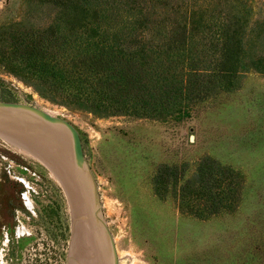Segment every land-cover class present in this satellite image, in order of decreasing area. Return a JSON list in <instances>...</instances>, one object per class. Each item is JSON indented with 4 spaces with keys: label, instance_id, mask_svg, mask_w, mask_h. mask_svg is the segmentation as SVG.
<instances>
[{
    "label": "rangeland",
    "instance_id": "1",
    "mask_svg": "<svg viewBox=\"0 0 264 264\" xmlns=\"http://www.w3.org/2000/svg\"><path fill=\"white\" fill-rule=\"evenodd\" d=\"M0 100L77 129L119 264H264V0H0ZM207 160L242 176L233 206L182 213ZM71 219L0 138V264H67Z\"/></svg>",
    "mask_w": 264,
    "mask_h": 264
},
{
    "label": "water",
    "instance_id": "2",
    "mask_svg": "<svg viewBox=\"0 0 264 264\" xmlns=\"http://www.w3.org/2000/svg\"><path fill=\"white\" fill-rule=\"evenodd\" d=\"M0 138L43 161L61 182L72 212L67 264H119L96 180L77 129L34 104L0 100Z\"/></svg>",
    "mask_w": 264,
    "mask_h": 264
},
{
    "label": "trees",
    "instance_id": "3",
    "mask_svg": "<svg viewBox=\"0 0 264 264\" xmlns=\"http://www.w3.org/2000/svg\"><path fill=\"white\" fill-rule=\"evenodd\" d=\"M177 169V166L169 165L159 168L155 177L157 191L163 189L164 181L161 182L160 179L174 177ZM241 179L242 176L232 170L207 160L199 166L195 180L174 185L177 208L182 213L198 217H209L229 209L235 201V194L234 197L232 195L237 188L235 184L240 187Z\"/></svg>",
    "mask_w": 264,
    "mask_h": 264
},
{
    "label": "bare ground",
    "instance_id": "4",
    "mask_svg": "<svg viewBox=\"0 0 264 264\" xmlns=\"http://www.w3.org/2000/svg\"><path fill=\"white\" fill-rule=\"evenodd\" d=\"M47 110V109H46ZM49 111V110H48ZM50 112V111H49ZM53 114V113H52ZM2 140H4L5 142H7L8 144H10L11 146H13V147H15L14 145H12L11 143H9V141L8 140H5V139H2ZM16 149H18L17 147H15ZM20 152H23V153H26V154H28L27 152H24V151H22V150H20V149H18ZM28 155H30V154H28ZM31 157H33V158H35L34 156H32V155H30ZM37 159V158H36ZM39 160V159H38ZM41 161V160H40ZM45 166H47L43 161H41ZM48 167V166H47ZM49 168V167H48ZM50 169V168H49ZM50 171H51V173L55 176V178H57V176L54 174V172L50 169ZM57 180L59 181V179L57 178ZM60 182V181H59ZM60 185H61V187L63 188V186H62V184H61V182H60ZM64 189V188H63ZM65 191V190H64ZM65 194H66V192H65ZM67 196V195H66ZM67 199H68V197H67ZM68 202H69V200H68ZM70 205V204H69ZM70 210H71V207H70ZM71 215H72V212H71Z\"/></svg>",
    "mask_w": 264,
    "mask_h": 264
}]
</instances>
